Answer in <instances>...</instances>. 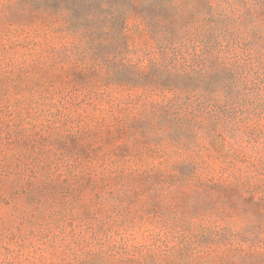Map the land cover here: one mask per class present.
<instances>
[{
	"label": "clouds",
	"instance_id": "9594fccd",
	"mask_svg": "<svg viewBox=\"0 0 264 264\" xmlns=\"http://www.w3.org/2000/svg\"><path fill=\"white\" fill-rule=\"evenodd\" d=\"M0 264H264V0H0Z\"/></svg>",
	"mask_w": 264,
	"mask_h": 264
},
{
	"label": "rangeland",
	"instance_id": "374dc122",
	"mask_svg": "<svg viewBox=\"0 0 264 264\" xmlns=\"http://www.w3.org/2000/svg\"><path fill=\"white\" fill-rule=\"evenodd\" d=\"M133 40H134V37L130 36V37H129V41L132 42ZM153 99H154L155 101H159L160 98H159V96H156V97H153ZM161 195H162V196H163V195H166V192H165V193H162ZM130 235H133V233H130ZM134 236H135V238L138 240V239L140 238V234H139V232H135V231H134Z\"/></svg>",
	"mask_w": 264,
	"mask_h": 264
},
{
	"label": "trees",
	"instance_id": "16d2710c",
	"mask_svg": "<svg viewBox=\"0 0 264 264\" xmlns=\"http://www.w3.org/2000/svg\"><path fill=\"white\" fill-rule=\"evenodd\" d=\"M158 102V101H157Z\"/></svg>",
	"mask_w": 264,
	"mask_h": 264
}]
</instances>
